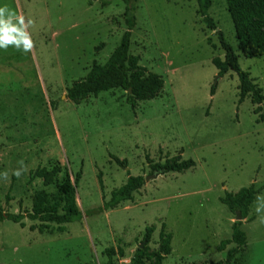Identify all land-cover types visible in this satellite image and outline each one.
I'll return each mask as SVG.
<instances>
[{
  "label": "rangeland",
  "instance_id": "obj_1",
  "mask_svg": "<svg viewBox=\"0 0 264 264\" xmlns=\"http://www.w3.org/2000/svg\"><path fill=\"white\" fill-rule=\"evenodd\" d=\"M131 3L129 53L163 80L157 98L137 101L134 109L120 89L77 102L66 98L67 88L93 63L104 64L118 45L126 28L122 0H0V7L33 22L28 31L34 44L27 53L0 48V209L30 211L35 193L56 194L67 171L72 179L80 174L76 200L82 215L61 232L51 225V232L39 233L31 229L39 222L28 219L24 226L0 222V264H106L109 247L123 252L115 264H132L139 245L147 253L158 250L161 230L171 236L163 264H224L234 244L218 247L231 238L235 216L220 198L251 184L260 190L240 220L246 245L236 264H264V210L256 211L258 198H264V121L249 97L238 103L236 73L217 75L211 60L224 54L216 32L263 94L264 56L245 58L237 50L225 0H212L208 10L215 31L202 21L194 0ZM180 151L182 159L194 161L192 168L148 175L146 155L163 162ZM38 167L61 172L44 186L30 179ZM128 175L145 177L133 199L92 212Z\"/></svg>",
  "mask_w": 264,
  "mask_h": 264
},
{
  "label": "trees",
  "instance_id": "obj_2",
  "mask_svg": "<svg viewBox=\"0 0 264 264\" xmlns=\"http://www.w3.org/2000/svg\"><path fill=\"white\" fill-rule=\"evenodd\" d=\"M125 3L124 24L125 31L115 49L112 51L104 64L93 63L82 80L75 81L66 90V98L77 102L87 96H97L101 92L120 89L126 92V101L134 109L137 101L151 100L157 98L158 92L163 86L160 75L148 72L145 67L139 65V57L131 55L129 48L131 44V31L135 27L134 7L132 1L122 0ZM197 3V11L202 21L207 27L215 31L216 24L208 16V10L212 5V0H194ZM108 1L102 5H108ZM226 9L230 16L234 28L236 48L245 58H260L264 56V0H225ZM220 47L223 50V59L213 57L211 62L217 69V75L222 77L229 71L236 73L238 79V103H242L249 97L251 105L255 106L253 113L258 115V121H264V94L261 87L254 82L248 71L240 68L238 55L223 38L220 31H217ZM209 41V40H208ZM130 91V92H129ZM215 88L212 87L210 93L213 95ZM182 151L178 155L166 156L163 162H154L146 155V163L149 169L148 175H164L167 173H183L194 166L191 159H182ZM117 165L125 167V160L114 157ZM61 172L60 168L53 167L36 168L31 173L30 179L38 178L44 186L54 184L56 176ZM143 176L128 175L124 184L110 193L108 200L102 206L92 210L101 213L105 210L115 209L123 202L131 201L133 194L144 185ZM80 174L76 173L71 178L65 171L64 179L60 184H56V194L50 195L40 190L35 193L32 208L24 213H8L0 209V222L10 221L14 224L24 226L23 220L39 222L37 226H31L39 233L51 232V225H56V230L61 232L64 225L81 220V212L76 200V187L79 183ZM99 185L102 182L98 175ZM260 189H256L253 184L242 187L237 192H226L220 202L234 216L240 212L241 219L248 216L250 206L254 202ZM91 211L89 213H92ZM241 221H234L232 224L231 238L219 244V250L233 243L234 247L226 252L224 264H236V256L246 245V232L241 228ZM154 227H147L143 236L144 242L148 243ZM171 236L163 230L159 233V248L157 251L147 253V248L136 250L132 259V264H163V260L171 252ZM106 264H115V255L123 256L122 250L115 251L113 247L105 249Z\"/></svg>",
  "mask_w": 264,
  "mask_h": 264
},
{
  "label": "clouds",
  "instance_id": "obj_3",
  "mask_svg": "<svg viewBox=\"0 0 264 264\" xmlns=\"http://www.w3.org/2000/svg\"><path fill=\"white\" fill-rule=\"evenodd\" d=\"M32 21L25 22L22 15H17L7 5L0 7V48L7 50L9 46H14L17 49H23L25 53L33 48V40L29 34V27ZM22 163V162H21ZM14 175L19 177L21 170L14 172ZM5 179H8V173H3ZM259 203L256 211L259 213L264 210V198H258ZM264 222V217L261 218Z\"/></svg>",
  "mask_w": 264,
  "mask_h": 264
},
{
  "label": "water",
  "instance_id": "obj_4",
  "mask_svg": "<svg viewBox=\"0 0 264 264\" xmlns=\"http://www.w3.org/2000/svg\"><path fill=\"white\" fill-rule=\"evenodd\" d=\"M218 78V77H217ZM216 84V82L214 83V85ZM130 92V91H129ZM157 175H154L153 177L155 178ZM149 178L146 177V181H148ZM241 220V214L240 212H236L235 215V221H240ZM139 248L142 249L143 248V244L139 245Z\"/></svg>",
  "mask_w": 264,
  "mask_h": 264
}]
</instances>
